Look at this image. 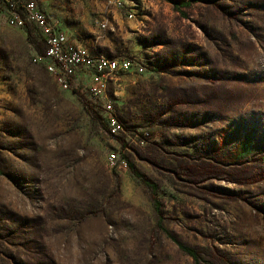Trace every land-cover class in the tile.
<instances>
[{
    "label": "rangeland",
    "instance_id": "obj_1",
    "mask_svg": "<svg viewBox=\"0 0 264 264\" xmlns=\"http://www.w3.org/2000/svg\"><path fill=\"white\" fill-rule=\"evenodd\" d=\"M30 1L134 66L107 116L0 0V264H264V0Z\"/></svg>",
    "mask_w": 264,
    "mask_h": 264
},
{
    "label": "built area",
    "instance_id": "obj_2",
    "mask_svg": "<svg viewBox=\"0 0 264 264\" xmlns=\"http://www.w3.org/2000/svg\"><path fill=\"white\" fill-rule=\"evenodd\" d=\"M8 9V18L15 25L26 28L27 24L35 25L45 43V52L40 57L49 60V68L54 69L56 81L62 89L79 87L85 81L90 83L92 92L101 97L108 116V107L114 104L104 96V81H110L120 73L133 70L134 63L128 59L110 57L101 53V57H93V50L80 43L69 41L60 28L30 0H4ZM20 11L25 13V17ZM117 61H124L125 70H118ZM74 87V88H75ZM111 132L122 133L118 116L107 117Z\"/></svg>",
    "mask_w": 264,
    "mask_h": 264
},
{
    "label": "trees",
    "instance_id": "obj_3",
    "mask_svg": "<svg viewBox=\"0 0 264 264\" xmlns=\"http://www.w3.org/2000/svg\"><path fill=\"white\" fill-rule=\"evenodd\" d=\"M169 1H171L172 3H175V4H181V2L177 1V0H169ZM254 147H255L254 140H252V139L246 140L245 144H243L242 147H240L239 152L236 155L237 159H242V158L247 157L253 151ZM131 166L134 169V171L136 172V174L139 175L144 180V182L151 188L153 194L156 195L157 194V184L154 181H152L149 177H147V175L136 171V169L133 165H131ZM155 207H156L158 213H160V207L158 206L157 202L155 203ZM175 241L177 242V244L180 246V248L182 250H184L186 253L191 255L196 261L198 260V255L191 246L184 244L183 242H181L178 239H175Z\"/></svg>",
    "mask_w": 264,
    "mask_h": 264
},
{
    "label": "bare ground",
    "instance_id": "obj_4",
    "mask_svg": "<svg viewBox=\"0 0 264 264\" xmlns=\"http://www.w3.org/2000/svg\"><path fill=\"white\" fill-rule=\"evenodd\" d=\"M8 20H9V23L12 26L18 27L17 25H15V22L14 21L10 20L9 18H8ZM18 28H21V27H18ZM90 50H92V49H90ZM93 57H101V53L100 52H97V51H93ZM117 68H118V70L125 69V63H124V61H117ZM50 70H51L52 74L54 75V77L56 78V74L54 73V69L50 68ZM58 83L60 84V82H58Z\"/></svg>",
    "mask_w": 264,
    "mask_h": 264
}]
</instances>
